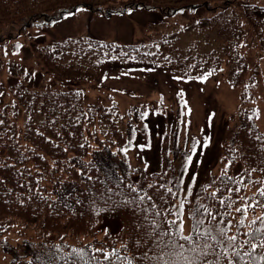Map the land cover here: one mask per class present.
I'll return each instance as SVG.
<instances>
[{
	"label": "trees",
	"instance_id": "1",
	"mask_svg": "<svg viewBox=\"0 0 264 264\" xmlns=\"http://www.w3.org/2000/svg\"><path fill=\"white\" fill-rule=\"evenodd\" d=\"M130 7L158 9L164 15L182 9L211 11L214 15L208 19L213 20L212 26L222 40L218 48L205 53L195 46L181 50L172 38H167L156 42L154 52L146 53L140 49L141 44L116 46L95 38L70 37L45 46L41 60L47 71L58 78L80 81L100 79L117 61L162 69L184 78L226 70L232 86L241 89L240 107L223 139L217 175L206 190V206L218 214L217 220L237 224L241 214L235 209L244 207L242 198L255 196L256 200H264L258 195L264 183L253 184L257 180L264 182V130L257 123L258 111L252 101L260 77L259 73H249L246 60L249 49L264 57V6L253 5L252 0H132L128 7L119 0H0V21L23 29L35 21L58 20L80 8L110 15ZM17 34L0 37V60H6L3 44L15 42ZM4 67L8 65H0ZM19 82H0V250L12 255V264H66L73 248L84 250L89 264H95L89 259L93 256L107 264L103 253L113 249L121 256L153 254V238L146 235L150 229L145 216L149 220L153 217L143 209L161 211L164 215L158 219L163 221L164 229L168 221H181L175 214L180 193L171 175L173 166L167 149L171 132L163 140L160 170L133 166L125 150L130 146L133 121L142 115L146 105L129 110L132 117L123 130L117 119L110 117L107 106L91 103L82 90L51 84L38 89L29 87L24 80ZM113 108L119 111L117 105ZM98 119L106 122L110 130L104 133L92 126ZM241 178L243 183L238 182ZM130 186L143 189L151 199L146 197L137 206L121 203V196L112 195L104 203L109 190L123 192L126 199L136 197ZM96 209L102 211L97 215ZM262 215L264 203L248 209L245 226L239 229L240 241L247 239L243 233L253 231L248 223ZM106 216L119 219L117 232L103 226ZM229 234H237L236 229L231 228ZM184 235H194L192 228ZM133 264L148 262L134 259Z\"/></svg>",
	"mask_w": 264,
	"mask_h": 264
},
{
	"label": "rangeland",
	"instance_id": "2",
	"mask_svg": "<svg viewBox=\"0 0 264 264\" xmlns=\"http://www.w3.org/2000/svg\"><path fill=\"white\" fill-rule=\"evenodd\" d=\"M212 14L211 11L199 9L184 11L171 18H162L157 11L135 10L123 15L105 17L82 9L53 23L36 22L26 29H21L17 39L21 45L20 51L14 53L9 50V67H4L0 71V80L5 79L13 83L17 79L19 81L29 71L33 76L31 81L33 85L43 87L51 78L49 74H45L39 62L38 50L42 44L64 36L88 35L119 43H144L154 33L177 30L181 31L179 35L182 41L186 42L182 43L183 45H202L208 49L205 51L208 53L218 48L222 40V35L210 28L207 22L201 25V22ZM17 31L16 26H11L4 27L1 33L2 36H8L15 35ZM246 60L249 73L257 69L263 78L258 85L254 105L259 111L257 123L264 130V58L259 57L254 49H249ZM176 78L172 79V75L159 70L138 69L129 71V74L115 71L103 84L102 95L106 99L117 101L124 110L134 102L164 96L166 103L160 107V111H157L163 119L164 126L168 121L172 122L173 115L179 111L181 117L177 126L180 130L177 134L178 140L170 144V148L174 149L169 155L170 162L184 167L183 154L186 155L187 164L188 156L193 153L191 143L194 141L198 143L195 144V154L192 155L193 170L187 176V171H183L182 188L186 189L191 180L194 179L197 186L209 175L211 166L217 160L220 138L226 124L230 125L231 117L235 115L239 107L241 89L232 86L230 74L226 70L215 77L207 78L204 82H201L200 78ZM51 82L57 84L56 81ZM76 87L84 89L89 96L96 91V88L89 83L76 84ZM120 89H125L126 92ZM181 92L188 101L178 103ZM97 101L100 102L99 98ZM104 103L110 102L104 101ZM129 118L130 115L125 114L123 121ZM153 119L149 118L148 121L152 123ZM99 125L102 128L105 127L102 120L99 121ZM161 133V129L142 134L132 130L128 137L130 146L125 150L128 162L137 167L159 168L164 155ZM205 142L207 147H204ZM175 175L180 177L179 167L175 169ZM179 202L178 199L177 207ZM187 205L188 202H185L183 209ZM185 221L188 225L187 216ZM105 225L113 229L118 228V223L114 219H107ZM184 229L188 230L185 226ZM3 256L0 252V264H9L8 257Z\"/></svg>",
	"mask_w": 264,
	"mask_h": 264
},
{
	"label": "snow or ice",
	"instance_id": "3",
	"mask_svg": "<svg viewBox=\"0 0 264 264\" xmlns=\"http://www.w3.org/2000/svg\"><path fill=\"white\" fill-rule=\"evenodd\" d=\"M80 10L82 9H78V11ZM68 15L71 16L73 13H68ZM17 47L20 46L17 45ZM211 74L208 73L202 77L201 82L206 81ZM176 79L181 78L177 77ZM179 95L183 96V92L179 93ZM185 107H187L186 103ZM258 139L261 138L258 137ZM195 144L196 142L194 141L192 155L195 154ZM204 147H207V142H205ZM192 155L188 156L187 164L192 163ZM185 171H187V167ZM226 171L227 168H225V173ZM252 171H256V169H252ZM227 179L232 182H237L232 177H228ZM238 182L243 183V179L241 178ZM260 183L264 182L259 180L253 182L254 185ZM130 187L133 192H136V197L126 199L123 198L125 195L123 192L111 193L109 190V195L104 200V203H108L112 195L121 196V203L136 204L137 206L144 203L146 197L147 199H151L146 193H143V189L137 190L133 186ZM177 190H179L178 185ZM168 191L171 193L172 189L169 188ZM190 191L189 189L188 194H190ZM229 191H232V189ZM173 195L175 196V193ZM212 195L215 197V193ZM258 195L264 198V188L258 190ZM186 199L187 197H185ZM242 199L244 200V207L235 209L236 212L241 214V218L237 224H233L231 220L225 223L223 218L217 220L218 214L214 215L207 206L198 204L191 213L194 219L192 226V233L194 235H184L182 221H168L167 229L162 228L163 221L158 218L164 214L161 211L144 208L143 211L153 217L149 220L148 216H145V221L150 229L146 235L149 238H153L151 249L153 254L149 255L148 252H145L140 257H129L128 255L121 256L118 251L113 249L111 253L104 252L103 259L107 264H133L134 259L147 261L148 264H222L224 260H227V264H261V262H264V251L258 252V249L264 250V215L257 216L248 223L247 226L252 228L253 231L243 233L247 237L243 241L239 239V229L245 226L248 209L259 207L261 203H264V200H256L255 196ZM185 200H181L175 210L177 217L182 214ZM249 201L252 202L250 203ZM220 204L224 205L225 201L221 199ZM231 205L232 200L229 198L227 207L230 208ZM154 208L155 205H153ZM100 211L102 209H96L97 215ZM225 215H228V213H225ZM231 228H235L237 234L230 235L229 230ZM139 246L140 244L137 242V247ZM124 247L127 250L126 244ZM244 248H248L250 251H242ZM96 251L99 252L100 249H96ZM85 255L84 250L73 248L66 264H81V262L82 264H89L88 260L84 259ZM89 259L95 261V264H101L100 259L96 256L90 257Z\"/></svg>",
	"mask_w": 264,
	"mask_h": 264
}]
</instances>
